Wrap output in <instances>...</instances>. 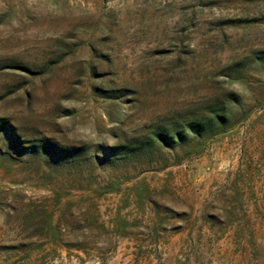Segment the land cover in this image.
Wrapping results in <instances>:
<instances>
[{"label": "rangeland", "instance_id": "374dc122", "mask_svg": "<svg viewBox=\"0 0 264 264\" xmlns=\"http://www.w3.org/2000/svg\"><path fill=\"white\" fill-rule=\"evenodd\" d=\"M0 264H264V0H0Z\"/></svg>", "mask_w": 264, "mask_h": 264}]
</instances>
